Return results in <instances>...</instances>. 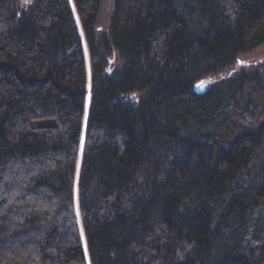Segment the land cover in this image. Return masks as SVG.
<instances>
[{"label": "trees", "instance_id": "trees-1", "mask_svg": "<svg viewBox=\"0 0 264 264\" xmlns=\"http://www.w3.org/2000/svg\"><path fill=\"white\" fill-rule=\"evenodd\" d=\"M24 2L0 0V264H264V65L222 76L264 0Z\"/></svg>", "mask_w": 264, "mask_h": 264}, {"label": "rangeland", "instance_id": "rangeland-1", "mask_svg": "<svg viewBox=\"0 0 264 264\" xmlns=\"http://www.w3.org/2000/svg\"><path fill=\"white\" fill-rule=\"evenodd\" d=\"M24 5H26V1H29L30 3H33L34 0H24ZM264 65V47H262L260 50H257L255 52L242 55L238 59V64L235 68L232 69V71H229L222 76H229L234 74L235 72L239 71H254L260 69ZM223 77L215 76L209 78L207 81L202 82L203 86L208 87L213 85L215 82H217L219 79ZM202 86V87H203Z\"/></svg>", "mask_w": 264, "mask_h": 264}, {"label": "water", "instance_id": "water-1", "mask_svg": "<svg viewBox=\"0 0 264 264\" xmlns=\"http://www.w3.org/2000/svg\"><path fill=\"white\" fill-rule=\"evenodd\" d=\"M202 83L196 84L194 89L197 94H202ZM58 124L55 120H45L33 123L34 130L57 129Z\"/></svg>", "mask_w": 264, "mask_h": 264}]
</instances>
